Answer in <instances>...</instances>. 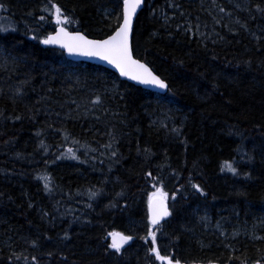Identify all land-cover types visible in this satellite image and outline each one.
<instances>
[{"label":"trees","instance_id":"1","mask_svg":"<svg viewBox=\"0 0 264 264\" xmlns=\"http://www.w3.org/2000/svg\"><path fill=\"white\" fill-rule=\"evenodd\" d=\"M52 3L89 39L122 21L123 0ZM0 6V264H160L156 188L173 264H264V0H144L132 55L164 95L43 46L49 0ZM112 231L133 237L120 253Z\"/></svg>","mask_w":264,"mask_h":264},{"label":"snow or ice","instance_id":"2","mask_svg":"<svg viewBox=\"0 0 264 264\" xmlns=\"http://www.w3.org/2000/svg\"><path fill=\"white\" fill-rule=\"evenodd\" d=\"M215 3V0H213ZM51 4V10L43 9V11H49L52 15L54 22L57 25L55 30V35H49L46 39L40 40V43L44 45L55 44L59 47L65 49L69 55H78L85 57H94L101 61L106 62L115 68L120 76L127 77L129 80H133L138 84L151 86L160 90H166L168 85L160 79L158 76L154 75L153 72L146 67L144 64L140 63L138 60L133 59L132 52L129 45V36L132 31V18L136 14L137 9L140 8L142 0H123L122 6V23L116 28L114 33L108 36L107 39L103 40H89L85 36L81 35L79 32L71 33L65 30L61 25L68 22V18L63 16L61 8L52 0H49ZM2 7V6H0ZM221 12L224 11L223 8L220 9ZM257 11L264 13V9L257 6ZM41 20L45 17L41 16ZM243 27V25H241ZM0 31H7V29H0ZM187 31L191 32L192 29L188 28ZM35 39L36 37H32ZM99 99L93 101V103H99ZM19 119V117H17ZM98 119V117H97ZM173 131H177L173 129ZM71 151V150H69ZM147 152L148 150L145 149ZM115 155V153H113ZM72 159H76L73 155ZM224 168L231 172L233 175L236 174V169L233 167L231 162L225 161ZM148 176L152 177L149 172ZM37 179H42L45 181L44 188L48 189L49 185L47 183L48 177H37ZM192 187L196 192L201 195H205L202 188L197 184H192ZM96 193H90V197H94ZM175 199V196L172 197ZM168 199V193L164 192L162 189L157 188L155 192L151 193L148 198V232L147 237L143 238L151 239L150 255L155 257L156 261L160 264H173V260L167 256L161 255L157 247L156 234L153 230L157 225L160 224L161 220L170 215L169 209L166 205ZM111 237L112 242L108 247L114 250L116 253L121 252V248L133 239L130 235H124L116 231L108 233ZM65 239H67V233H65ZM51 255V253L49 254ZM16 259H20L19 256ZM36 258L33 257V261ZM175 264H180L179 260L175 261Z\"/></svg>","mask_w":264,"mask_h":264},{"label":"water","instance_id":"3","mask_svg":"<svg viewBox=\"0 0 264 264\" xmlns=\"http://www.w3.org/2000/svg\"><path fill=\"white\" fill-rule=\"evenodd\" d=\"M143 4H144V0H142V4H141V6H140V8H138L137 9V12H136V14L133 16V18H132V31L130 32V36H129V45H130V50H131V52H132V47H131V41H132V32H133V24H134V21H135V19H136V16L138 15V13L142 10V8H143ZM122 6H123V4H122ZM121 23H122V21H121ZM56 30V29H55ZM66 30V29H65ZM67 31V30H66ZM69 32V31H68ZM71 33H76V32H71ZM114 33V32H113ZM112 33V34H113ZM81 34V33H80ZM111 34V35H112ZM51 35H55V31L51 34ZM82 35V34H81ZM84 36V35H83ZM110 36V35H109ZM87 38V37H86ZM108 37H106V38H103V39H107ZM87 39H89V38H87ZM103 39H97V40H103ZM89 40H96V39H89ZM43 46H45V47H49V48H54V49H57V50H59L61 53H63V55H64V57L67 59V60H69V61H71V62H81V63H87V64H91V65H95V66H98V67H102V68H104V69H106V70H108V71H110V72H112V73H114L121 81H123V82H126V83H129V84H131V85H133L134 87H136V88H140V89H142V90H145V91H148V92H152V93H156V94H159V95H164V94H166V92H167V90L168 89H166V90H160V89H157V88H154V87H151V86H145V85H141V84H138V83H136L135 81H133V80H129L127 77H122V76H120V74H119V72L115 69V68H113L111 65H109V64H107L106 62H104V61H101V60H99V59H97V58H94V57H85V56H78V55H69L68 54V52L65 50V49H63V48H61V47H59L58 45H55V44H50V45H44V44H42ZM133 56V55H132ZM133 59H134V57H133ZM136 60V59H135ZM140 63H142L141 61H139ZM142 64H144V63H142ZM145 65V64H144ZM146 66V65H145ZM147 67V66H146ZM154 74V73H153ZM155 75V74H154ZM166 218L167 217H165L164 219H162L161 220V222H160V224L161 223H163L165 220H166ZM159 224V225H160ZM158 226V225H157ZM132 241V240H131ZM131 241H129V242H131ZM128 242V243H129ZM126 245V244H125Z\"/></svg>","mask_w":264,"mask_h":264},{"label":"bare ground","instance_id":"4","mask_svg":"<svg viewBox=\"0 0 264 264\" xmlns=\"http://www.w3.org/2000/svg\"><path fill=\"white\" fill-rule=\"evenodd\" d=\"M143 6H144V4H143ZM143 9V8H142ZM147 66V65H146ZM148 67V66H147ZM151 71H152V69L150 68V67H148ZM153 72V71H152ZM154 73V72H153ZM168 91V90H167ZM167 93V92H166Z\"/></svg>","mask_w":264,"mask_h":264},{"label":"rangeland","instance_id":"5","mask_svg":"<svg viewBox=\"0 0 264 264\" xmlns=\"http://www.w3.org/2000/svg\"><path fill=\"white\" fill-rule=\"evenodd\" d=\"M157 189V188H156ZM156 189H154V191L153 192H155L156 191Z\"/></svg>","mask_w":264,"mask_h":264}]
</instances>
